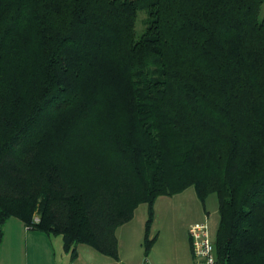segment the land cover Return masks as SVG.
Returning <instances> with one entry per match:
<instances>
[{"label":"trees","instance_id":"16d2710c","mask_svg":"<svg viewBox=\"0 0 264 264\" xmlns=\"http://www.w3.org/2000/svg\"><path fill=\"white\" fill-rule=\"evenodd\" d=\"M263 2L0 0V247L17 218L118 260L140 205L149 228L194 187L216 263L264 264Z\"/></svg>","mask_w":264,"mask_h":264},{"label":"rangeland","instance_id":"374dc122","mask_svg":"<svg viewBox=\"0 0 264 264\" xmlns=\"http://www.w3.org/2000/svg\"><path fill=\"white\" fill-rule=\"evenodd\" d=\"M259 17H264V2ZM148 18V10L138 11L135 21L137 39L145 33ZM149 218V206L142 204L136 210L134 218L118 229L121 262L141 264L147 260L150 264H194L189 228L194 224L207 222L215 242L220 225L219 201L216 194H210L202 200L195 188L190 187L174 196L159 197L154 205L152 221L147 228ZM147 230L149 240L153 242L149 248L145 243ZM93 252L102 257L92 248L79 245L77 257L72 264L93 263L90 260Z\"/></svg>","mask_w":264,"mask_h":264},{"label":"crops","instance_id":"0c3cea01","mask_svg":"<svg viewBox=\"0 0 264 264\" xmlns=\"http://www.w3.org/2000/svg\"><path fill=\"white\" fill-rule=\"evenodd\" d=\"M60 237H51L28 229L21 220L11 218L5 225L0 247V264H72L74 260L71 254L64 250L63 239ZM101 255L104 257H99L93 252V258H90L93 263L90 264H124L120 258L115 260Z\"/></svg>","mask_w":264,"mask_h":264},{"label":"built area","instance_id":"2783aa9c","mask_svg":"<svg viewBox=\"0 0 264 264\" xmlns=\"http://www.w3.org/2000/svg\"><path fill=\"white\" fill-rule=\"evenodd\" d=\"M35 222H39L38 217L35 218ZM189 236L194 264H217L215 242L211 237L207 222L192 225L189 228ZM142 264L150 263L146 260Z\"/></svg>","mask_w":264,"mask_h":264}]
</instances>
